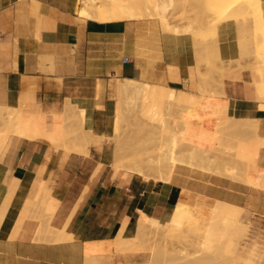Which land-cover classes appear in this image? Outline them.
Returning a JSON list of instances; mask_svg holds the SVG:
<instances>
[{
    "label": "crops",
    "instance_id": "0c3cea01",
    "mask_svg": "<svg viewBox=\"0 0 264 264\" xmlns=\"http://www.w3.org/2000/svg\"><path fill=\"white\" fill-rule=\"evenodd\" d=\"M77 3L0 0V106L42 112L48 134L54 115L61 113L66 128L62 147H54L45 133H12L0 151V264H152L147 243L139 250L109 252L88 246L131 238L141 213L163 222L179 201L202 214L217 200L243 208L237 227L211 251L212 257L234 253L249 220L264 228V189L186 165H177L168 181L145 180L130 171L125 177L111 165L110 135L119 81L198 94L199 61L218 52L222 71L205 64L200 71L218 79L228 115L256 120L264 138V93L258 89L263 78L256 71L252 22L224 21L216 33L196 41L183 31L167 32L154 15L99 22L77 14ZM261 7L264 21V0ZM170 22L182 30L190 23ZM80 127L93 137L82 148L86 153L74 145ZM259 164L264 167V146ZM206 222L222 221L207 217ZM116 254L122 257L107 261Z\"/></svg>",
    "mask_w": 264,
    "mask_h": 264
},
{
    "label": "bare ground",
    "instance_id": "6f19581e",
    "mask_svg": "<svg viewBox=\"0 0 264 264\" xmlns=\"http://www.w3.org/2000/svg\"><path fill=\"white\" fill-rule=\"evenodd\" d=\"M259 1L260 0H217L216 14L219 19L216 24L218 25L220 21L225 18L237 19L238 17H243L244 19H247V17L251 15L255 16L256 23L259 24L261 22V19H263L262 12H260L262 10V7L259 6L261 4V1L260 2ZM258 2L260 3L259 5ZM175 4H176V0H138L135 3L131 2V0H81V1L78 0L77 14L86 18H91L99 22H106L117 19H130V18L142 17L143 14L141 13V10L143 9V7L150 6V8L155 9L157 11L156 15L161 20L167 32L169 31L174 33H180L181 31H183L185 33H188L192 31L193 30L192 26H188L186 29L184 28L183 30L177 26L174 27L171 26L170 24L171 22H169L167 15V10L173 8ZM256 7L257 9H259V12L255 10ZM257 27L258 28L262 27L261 23ZM256 33L258 35L259 31H256ZM258 46L259 47L261 46L258 49H263L262 44L261 45L258 44ZM257 53H258V57L260 58L262 56L264 57V49L263 51L260 50V52ZM262 66H264V64H262ZM262 69H263L262 71L263 81L258 84V89L261 93H264V67ZM203 76L205 77V75ZM202 79H203L201 80L202 84L200 83L199 87L204 86L203 84L207 81V77ZM117 93L120 96L121 99L120 101L123 105L120 108L116 105L117 107L115 111V116L112 119V125H111V135H110L111 138L114 139L116 138L117 140L120 137L122 138L121 135L123 133L124 115L127 112L135 111L136 115L138 116L142 115L145 117H150L154 121L153 123L158 125L159 128H166L169 125V121H167L166 117H164L162 111L163 106L167 108L177 107L182 110L184 109L185 113H183L184 114L183 117L180 118L181 120H179L177 123L178 126H182V127H189L191 118L198 111L202 113H208L211 116L212 128L218 132L221 133L236 132L239 133L240 135H243L244 137L248 136L249 134L250 136L251 134L253 135L251 139L243 138V141L241 143V147L244 150H246L248 154L240 155L238 153L239 155L236 154L234 155L236 159L230 157L229 160L235 159V161L241 163L248 161L250 167H252L250 171V176L252 177V179L256 181H259L264 176L258 172V168L256 166L257 162L259 161V154L261 147L264 146V138L260 137L257 132V126H258L257 121L250 119H236L234 118L235 116L230 117L226 112V106H227L226 100L223 101L226 103L225 105H223V103L221 104L220 100L209 102L208 104H206L204 101H202L203 99L202 97H198L194 93L192 94L185 90L174 89L163 85L150 84V83L142 82V80L139 81L136 79H123L119 81L117 84ZM260 97H262V99L264 98V96H260ZM35 112L34 111L28 112V110L26 111L25 109H20L13 118L14 120H9L6 123L8 130L5 134L1 135V140H0L1 149L3 148L8 137L12 133L25 135V137L26 135H28L27 137L33 135L43 136V134L45 133L44 137L48 138L54 145H56L54 147H58L61 145V141L64 138L65 129H66L63 124L64 115H62L63 117L61 116V113L58 115L56 113L54 115L55 119L51 127V132L48 134L45 131L46 128L44 127L46 124L43 125V122L40 118L42 112L39 114L37 113V111ZM80 114L84 115L83 110H80ZM173 130L174 129H172L171 131ZM88 135H90V133ZM88 135H86L85 137L86 139L87 138L90 139L92 137V136L87 137ZM99 138L102 139L101 137ZM89 139L87 140L90 143L91 139L90 140ZM87 140L85 141L83 137L79 139V142L77 143H75L74 141L73 142L75 143L74 145L79 146L78 147L79 149L82 148L87 149L86 148L87 146L85 144ZM89 143L87 144L89 145ZM63 146H67V145L63 144ZM176 146L177 143L175 142L173 147H169L167 150L161 151V153H159V155L156 158L149 161L142 157L130 156L129 154L118 152L114 155L113 163L111 165L115 169L116 173H121L125 177H126L125 174L130 171L133 172L135 176L143 177L145 180L150 179V176L145 173L144 167L149 166L151 164L155 167V169L159 170L162 173V176L164 177L165 180H169L171 178L172 176L171 172L173 171V169H175L177 165H188L189 167H200L202 169L208 168L206 166V162H208L207 158L203 157L202 155H198L195 150H191L188 153L189 156L186 154V158L184 157L182 158L181 156H185V155H181V154L177 155L178 152L176 151ZM60 147H62V145ZM71 148H73L72 151L75 152L74 150L75 146L73 147V143ZM83 149L82 151L80 150V152L86 153V151L85 150L83 151ZM187 158L189 159L188 161ZM195 160L199 163L195 162ZM221 165L222 164H220L213 170L211 168L208 169L214 171L215 173L226 174V170H228L227 167L228 165H222V166ZM230 169L232 171L236 170L234 166H231ZM41 199H43V197ZM44 208L45 206L43 207V209ZM204 212L202 214V212L192 209L187 204L183 202H179L166 214L163 222H160L159 218L156 216L149 217L146 214L141 213L139 217L140 218L139 231L137 234H135V236L131 237V239L128 237H119V238L115 237V239L111 241L102 242V245H100L101 242L91 243L88 246L89 250L88 249L87 250L108 251V252L112 250H139L140 248H143L145 245L146 237H148L145 234L148 233L152 234L154 232L158 234L157 233L158 231L165 233V236L166 234H168L167 236L170 237H172V235L178 236L180 234H183L182 237L184 236L185 238H187V236L191 233L197 234L199 235V238L202 237L201 244L203 250L207 251L208 254H210L209 252H211L214 249V247L217 244H219L225 238V236H227V234L229 236L230 232L237 227L236 222L240 219L239 217L240 212L235 208L228 207L223 201H219V200L215 201L213 205L209 206V210L205 212L207 213L205 215V218L207 219L208 217L209 219H213L216 221L220 220L222 222H207L208 224L206 223L204 224L203 222L204 219L202 218L204 216ZM48 216L52 217L50 215ZM20 224H22V222ZM147 228H149V230ZM65 229L66 228L62 230ZM121 230H120L121 233L124 232L123 228ZM14 233L12 232V234ZM16 233H18V230ZM62 233H64V231H62ZM232 234L234 235L235 233L233 232ZM118 236H120V234ZM162 236L160 238L158 237V239H162ZM166 238L167 237H164L163 241H165ZM169 238H167L166 242H169L168 240ZM166 242H164V245ZM97 244H99L100 246H97ZM161 247H163V245ZM166 250L167 249L165 248V251ZM162 251H163L162 248L160 249L159 247L155 250L154 260L152 264H154L155 263L154 261L155 260L157 261L159 257L163 256ZM208 256H206L204 260L201 259V262L203 261L208 262L207 259ZM178 257L181 258V255H178ZM182 257H185V262H184L185 264L187 255L184 254V256ZM230 259L232 261V258ZM187 260H188L187 264H195V262H197V264L198 263L202 264L199 261L200 258L198 260V257L196 256L192 258H188ZM232 262L233 264H243L237 258L234 259V257ZM245 264H249V263H245Z\"/></svg>",
    "mask_w": 264,
    "mask_h": 264
},
{
    "label": "rangeland",
    "instance_id": "374dc122",
    "mask_svg": "<svg viewBox=\"0 0 264 264\" xmlns=\"http://www.w3.org/2000/svg\"><path fill=\"white\" fill-rule=\"evenodd\" d=\"M136 1L138 0H131V2L133 3H135ZM216 1L217 0H176L175 6L167 10V15L169 13L168 15L169 22L170 20H174V21L179 20L181 22L189 21L190 23H188V25H186L184 28L186 29L188 26H192L193 30L188 32L187 34H192L196 39V41L198 40V38H203V37L209 38V36L212 33H216V29L218 25L224 22L223 20L227 21L230 19H236V18H230V19L225 18L222 19L220 23L217 25L216 23L219 18L216 14V6H217ZM259 2L258 5L260 4ZM259 6H261V4ZM255 10L259 12V9H257V7ZM260 12H262V10ZM141 13L143 14L142 16L154 15L158 18V16L156 15L157 11L155 9L150 8V6L143 7ZM243 19H244L243 17H238L236 20L240 21ZM246 20H247L246 23L252 22L251 35H252V40L256 47V51L254 54L257 63L256 71H259L262 75V71H263L262 68L264 67L262 66V64H264V57L263 56H262L263 58L258 57L257 52H260V50L263 51L264 49V21L263 19H261L260 23L262 27L258 28L257 26H259L260 23L259 24L256 23L255 16L251 15L247 17ZM256 31H259L258 35H257L258 32L256 33ZM174 34H178V33H174ZM258 44L260 45L262 44L263 49H258L261 47V46L259 47ZM197 47L198 46L195 45V48ZM218 63L223 64L217 52L216 55H213L208 59L200 60L197 66L199 85L201 83V80H203L202 78H206V77H207V81L206 80L205 81L207 83L203 81L205 82L203 84L204 86L203 87L198 86L199 87L198 94L195 95H197L198 97H202L203 98L202 101H204L206 104L218 100H220L221 104L222 103L223 105L226 104L225 102H223L225 99L220 96V91H219L220 83L218 79L208 77L206 75L204 77L202 72L200 71V65L205 64L207 68L215 70V73L218 74V72L222 71L221 70L222 68L218 65ZM120 100H121L120 96L117 94V106L119 108L123 105ZM19 110L20 109L17 108L0 107V140H1V135L5 134L8 130L6 123L9 120H14L13 118L15 117L16 113ZM162 111L164 117H166L167 121H169V125L166 128H159L158 125L153 123L154 121L150 117H145L142 115L138 116L136 115L135 111L125 113L124 121H123V133L121 135L122 138L120 137L122 140L120 138L119 139L121 141L119 139L117 140L116 138L115 139L111 138V143L114 152L113 154L115 155L116 153L121 152V153L129 154L130 156L142 157L149 161L156 158L159 155V153H161V151L167 150L169 147H173L174 143L176 142L177 143L176 151L178 152L177 155L179 154L185 155V156L180 155L182 158L183 157L186 158V154L189 156L188 153L191 150H195L198 155H202L203 157L207 158L208 162H206V166L208 168H211L212 170L217 166H219L220 164L228 165L227 166L228 170H226V174H219V173L216 174L228 177L230 179L242 181L251 186L264 189V176L259 181L252 179V177L250 176V171L252 167H250L249 162L245 161L241 163L235 161L236 159V157L234 156L235 154L236 155L248 154V152L241 147V143L243 141V138L251 139L253 136L252 134L251 136L249 134L248 136L244 137L243 135H240L239 133L236 132H227V133L218 132L212 128L211 125L212 120L210 114L202 113L199 111L195 113V115L191 118L189 127L178 126L177 124L178 121L181 120L180 118H182L184 115L183 113H185L184 109L182 110L177 107L167 108L163 106ZM227 111H228V105L226 106V112ZM82 120H83V115H81L80 117L81 123ZM80 128H81L80 136H82L80 138L84 137V140L86 141L88 138L86 139L85 137L90 132L88 133V131H84L82 127ZM172 129L174 130L171 131ZM77 133H78L77 129L74 128L72 134L77 135ZM87 143H89L88 140L87 142H85L86 146H88ZM0 151H1V141H0ZM230 157L235 158L233 159L234 161L229 160ZM188 158L187 161L189 160ZM259 161H260V154H259ZM259 161L257 162L256 165L258 168V172L264 175V167H262L259 164ZM195 162L197 161L195 160ZM231 166H234L236 170L232 171L230 169ZM192 168H198L204 171L215 173L214 171L208 168L206 169H202L200 167H192ZM144 171L146 174L150 176V179L165 180L164 177L162 176V173L159 170L155 169V167L152 164L144 167ZM172 172L174 173V169ZM172 172L171 175H173ZM179 202H183L192 209L196 210L190 202L187 201H179ZM224 203L228 207L235 208L236 210H238L240 212L239 217L241 218L243 208L232 205L227 202ZM202 218L204 219L203 220L204 224L205 223L208 224L205 221L206 220L205 215ZM262 228L263 227H261L260 225L249 220L248 228L244 232L241 242L238 248L236 249V251L234 253H229L227 255H215L214 257H212L211 252H209L210 254H208L207 251L203 250L201 244L202 237L199 238V235L194 233L189 234L190 236L188 235L187 238H185L184 236L182 237L183 234L180 235L177 234L178 236L172 235V237H170L167 236L168 234H166L165 236V233L163 232L157 231L159 236L155 232L154 233L151 232L152 234L150 233L145 234L146 236H148L146 237L145 243L148 244L150 250L152 251L153 260H154L155 250L158 247L160 249L162 248L163 256L159 257L157 261L156 260L154 261L156 264H184L185 257H182L184 256V254L187 255L185 264H187L188 258H192L196 256L198 257V260L200 258L199 261L201 262V259L204 260L208 255H209L207 258L208 262L203 261L201 262L202 264H233L232 262L233 257L234 259L237 258L243 264L245 263L264 264V230H263L264 228L263 229ZM147 229L149 230V228ZM162 234L164 237L167 238L170 237L168 239L169 242H166L167 238L165 239V241H163L164 237L162 236ZM161 236L162 239H158V237L160 238ZM156 240H158L159 242ZM164 242H166L165 243L166 246L164 245ZM162 245L163 247H161ZM164 247L167 249L166 251ZM178 255H181V258H179ZM119 257L122 256H119L118 254L112 255L108 258L107 261H116ZM230 258H232V261ZM135 264H147V263L138 262ZM195 264H197V262H195Z\"/></svg>",
    "mask_w": 264,
    "mask_h": 264
},
{
    "label": "built area",
    "instance_id": "2783aa9c",
    "mask_svg": "<svg viewBox=\"0 0 264 264\" xmlns=\"http://www.w3.org/2000/svg\"><path fill=\"white\" fill-rule=\"evenodd\" d=\"M124 62H129V59L127 57H125Z\"/></svg>",
    "mask_w": 264,
    "mask_h": 264
}]
</instances>
